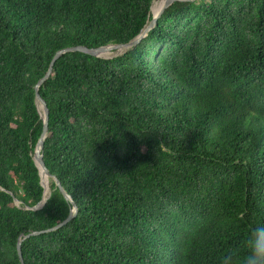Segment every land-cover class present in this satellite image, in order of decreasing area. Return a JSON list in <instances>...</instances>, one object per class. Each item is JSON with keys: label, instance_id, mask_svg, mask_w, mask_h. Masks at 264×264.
I'll return each instance as SVG.
<instances>
[{"label": "trees", "instance_id": "obj_1", "mask_svg": "<svg viewBox=\"0 0 264 264\" xmlns=\"http://www.w3.org/2000/svg\"><path fill=\"white\" fill-rule=\"evenodd\" d=\"M0 0V264H234L264 224V0ZM60 182L63 192L55 184ZM9 192H12L10 194ZM14 197L19 201L17 205ZM44 200V201H45Z\"/></svg>", "mask_w": 264, "mask_h": 264}, {"label": "water", "instance_id": "obj_2", "mask_svg": "<svg viewBox=\"0 0 264 264\" xmlns=\"http://www.w3.org/2000/svg\"><path fill=\"white\" fill-rule=\"evenodd\" d=\"M175 1H182V0H165L162 7L160 8L159 12L152 17L148 23L141 29V31L139 32V34H137L132 40L125 42V43H116V44H107V45H102V46H98V47H87L84 45H73V46H68L62 49H59L56 51L54 57L51 59L50 61V65L47 69V71L45 72V74L37 81V83L35 84V98H36V104H37V108L38 111L39 110V105L42 107V112L43 115H41L40 112V116L43 120V127H42V132L40 134V137L38 138L35 148H34V154H33V160L36 164V166L39 169V175H40V184L43 187V192H44V188H45V184L43 182L42 179V174H41V169L43 170V173L47 178L50 176V173L48 171V168L45 165L44 159H43V153H42V149H43V142L44 139L47 135V131H48V107H47V103L46 101L40 96L39 92H38V87L50 76V74L52 73V69H53V64L55 62V60L62 55L65 52H70V51H80L95 57H102V58H112L114 56L120 55L122 53H124L125 51H127L128 49L134 47L136 44H138L140 42V40L145 37L148 33V31L150 29H152L153 27L156 26L157 21L159 19V17L161 16V14L163 13V11L169 7L173 2ZM153 2V0L151 1V3ZM151 6V4H150ZM107 49H111V50H117V54L113 55V56H103L101 53L106 51ZM55 184L60 187V190L63 192V188L60 185V182L58 181V179L56 177H53ZM10 194L13 195L12 192H9ZM64 193V192H63ZM50 194V193H49ZM49 196V195H48ZM64 196L66 199H70V197L64 193ZM48 198V197H47ZM14 201L17 205H19V201L16 199V197H14ZM46 200L43 201V197L42 199L34 206L32 207H26L28 209H32V210H37L43 207V205L45 204ZM77 211L76 205L74 204L71 209L69 214L67 215V217L62 220L61 222L57 223L56 225L44 229V230H40V231H31L27 234H25L22 238H20L17 242V252L18 255L20 257V261L21 264H24V260H23V256H22V251H21V242L25 239L30 237L31 235H36L39 233H43V232H50V231H54L58 228H60L61 226L65 225L66 223H68L73 216L75 215Z\"/></svg>", "mask_w": 264, "mask_h": 264}, {"label": "clouds", "instance_id": "obj_3", "mask_svg": "<svg viewBox=\"0 0 264 264\" xmlns=\"http://www.w3.org/2000/svg\"><path fill=\"white\" fill-rule=\"evenodd\" d=\"M245 247L247 254L240 264H264V224H257L251 228ZM221 264H234V254L229 252L224 255Z\"/></svg>", "mask_w": 264, "mask_h": 264}, {"label": "bare ground", "instance_id": "obj_4", "mask_svg": "<svg viewBox=\"0 0 264 264\" xmlns=\"http://www.w3.org/2000/svg\"><path fill=\"white\" fill-rule=\"evenodd\" d=\"M164 1L165 0H153V2L151 3V7H150V13L152 14V17H154L159 12V10L162 7ZM116 53H117V50L114 51V50H111V49H107L106 51L102 52L101 54L103 56H113ZM39 110L41 112V115H43L42 107L40 105H39ZM41 174H42V178H46L42 169H41ZM44 192H45V195H43V201L45 200V198L49 194V187H47L46 185H45V188H44Z\"/></svg>", "mask_w": 264, "mask_h": 264}, {"label": "rangeland", "instance_id": "obj_5", "mask_svg": "<svg viewBox=\"0 0 264 264\" xmlns=\"http://www.w3.org/2000/svg\"><path fill=\"white\" fill-rule=\"evenodd\" d=\"M152 16V15H151ZM115 51V50H114ZM117 54V53H116ZM43 179V182H44V184L47 186V187H49V180H48V178H47V180H46V178H42ZM49 192H50V187H49ZM49 195V194H48ZM48 197V196H47ZM46 197V198H47ZM45 198V199H46Z\"/></svg>", "mask_w": 264, "mask_h": 264}]
</instances>
